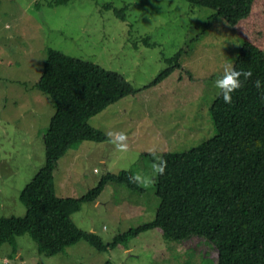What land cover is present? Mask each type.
Instances as JSON below:
<instances>
[{
    "label": "rangeland",
    "instance_id": "rangeland-1",
    "mask_svg": "<svg viewBox=\"0 0 264 264\" xmlns=\"http://www.w3.org/2000/svg\"><path fill=\"white\" fill-rule=\"evenodd\" d=\"M51 1L0 0V216L24 215L19 194L45 160L43 136L55 107L35 82L47 48H56L116 70L139 88L88 120L107 135L124 133L127 151L118 150L109 135L102 141L81 140L54 169L55 192L64 197L81 196L107 172L125 169L140 177L141 189L108 181L96 199L82 201L70 215L78 227L107 243L155 215L157 174L148 150L157 156L181 152L215 133L209 106L220 90L214 82L223 64H234L242 38L222 17L209 18L213 9L188 0H67L49 5ZM122 6H127L124 19L117 14ZM183 45L181 68L147 85L171 65L168 58ZM106 260L216 264L218 253L203 235L175 240L157 228L104 251L81 239L48 254L28 233L16 236V251L8 242L0 244V264Z\"/></svg>",
    "mask_w": 264,
    "mask_h": 264
},
{
    "label": "trees",
    "instance_id": "trees-1",
    "mask_svg": "<svg viewBox=\"0 0 264 264\" xmlns=\"http://www.w3.org/2000/svg\"><path fill=\"white\" fill-rule=\"evenodd\" d=\"M188 1L213 9L209 18L222 17L238 33L242 42L233 67L250 69L252 77L247 81L240 77L242 87L231 93V104L219 93L213 99L209 111L215 133L211 137L181 152L158 154L167 167L163 175L156 176L159 202L154 217L107 243L97 233L78 227L70 217L82 201L96 199L108 181H124L131 189H141L125 169L105 173L79 197L58 196L54 186V169L70 147L81 140L108 138L90 125L89 118L139 88L116 70L48 47L35 82L55 107L43 136L45 160L19 194L26 208L24 215L0 216V244L8 242L16 251V236L28 233L38 249L48 254L81 239L104 251L157 228L175 240L193 233L205 236L217 249L216 264H264V0ZM126 7L117 9L122 19ZM183 53L184 45L168 58L171 65L147 85L181 68ZM257 79L260 88L254 86ZM102 264L115 263L106 260Z\"/></svg>",
    "mask_w": 264,
    "mask_h": 264
},
{
    "label": "clouds",
    "instance_id": "clouds-1",
    "mask_svg": "<svg viewBox=\"0 0 264 264\" xmlns=\"http://www.w3.org/2000/svg\"><path fill=\"white\" fill-rule=\"evenodd\" d=\"M244 77V81H247L252 77V71L248 70H236L231 63H225L222 65V73L215 80V87L220 90L219 94L222 95V98L225 103H232V96L235 90L240 89L242 87V81L240 77ZM256 88H260L261 82L257 79L254 83ZM110 137H112L111 142L115 144L116 148L120 151H127V144L124 143L126 140V135L124 133L113 134L108 133ZM149 154L154 157L152 163V170L157 175H163L165 172V168L167 167V162L163 159L162 156H157L153 149H149ZM95 171L99 172V169H95ZM132 179L138 180L140 177H133ZM151 182L145 184L148 186Z\"/></svg>",
    "mask_w": 264,
    "mask_h": 264
},
{
    "label": "crops",
    "instance_id": "crops-1",
    "mask_svg": "<svg viewBox=\"0 0 264 264\" xmlns=\"http://www.w3.org/2000/svg\"><path fill=\"white\" fill-rule=\"evenodd\" d=\"M122 98H123V97H122ZM120 99H121V98H120ZM120 99H119V100H120ZM119 100H118V101H119ZM116 102H117V101H116ZM103 110H104V109H103ZM63 156H64V155H62V156L59 158V160H58V164H59V162H60V159H61Z\"/></svg>",
    "mask_w": 264,
    "mask_h": 264
}]
</instances>
